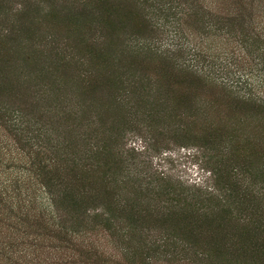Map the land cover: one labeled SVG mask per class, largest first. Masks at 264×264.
Listing matches in <instances>:
<instances>
[{
	"label": "rangeland",
	"instance_id": "obj_1",
	"mask_svg": "<svg viewBox=\"0 0 264 264\" xmlns=\"http://www.w3.org/2000/svg\"><path fill=\"white\" fill-rule=\"evenodd\" d=\"M71 1L65 0L64 6H70ZM37 2L0 0V29L23 19L17 28L36 47L32 56H26L9 50L14 42H0V104L24 116L29 125L35 123L28 129H39L43 136L51 137L50 144L72 141L83 150L85 144L89 148L92 144L106 147L107 139L110 143L113 140L128 150L132 172H155L164 182L177 183L182 189L201 186L212 170L218 173L217 183L224 185L232 183L242 164L264 167V115L191 81L161 56L142 53L140 44L157 38L152 17L138 16L133 25L121 26L110 13L106 15V0H90L79 20L62 22L57 18V0ZM15 3L25 6V11L19 12ZM108 3L128 8L135 0ZM106 19L115 25L107 26ZM48 35L59 44L55 50L58 57L49 51ZM165 42L167 38L157 45ZM136 81L147 83L149 91L136 89L128 95L132 88L127 82ZM3 120L0 114V264H33L34 257L39 264L42 259L56 261L60 257L63 262L73 251L82 264H143L141 258L130 263L125 251L109 257L115 245L108 238L92 235L89 243H80L72 236L51 231L37 214L41 211L39 191L35 209H28L25 191L32 194L33 189L28 190L23 181L27 165L19 151L26 152L28 147L22 140L19 149L14 145V123ZM208 146L213 148L210 153L202 149ZM37 157L38 167L42 166L44 155ZM76 180L82 181L79 176ZM90 180L95 189L98 179ZM106 187L96 189V199L106 202L112 198L116 189ZM4 190L10 198L4 196ZM19 198L21 203L16 202ZM153 203L158 201L145 199L140 206ZM260 206L255 195L245 197L241 204L244 212ZM81 227L80 223L74 230L80 233ZM146 227L148 237L160 228L151 223ZM210 227L214 244L212 239L205 243L208 245L195 247L197 254L215 255L218 247L221 253L234 254L239 247L237 238L226 235L232 234L229 230L221 234L213 224ZM140 235L133 231L126 247H137ZM195 235L192 232L190 241ZM117 240L125 243L124 239Z\"/></svg>",
	"mask_w": 264,
	"mask_h": 264
},
{
	"label": "trees",
	"instance_id": "obj_2",
	"mask_svg": "<svg viewBox=\"0 0 264 264\" xmlns=\"http://www.w3.org/2000/svg\"><path fill=\"white\" fill-rule=\"evenodd\" d=\"M37 1L25 0L27 4ZM89 1L72 0L65 7V0H57L60 14L57 13V18L62 22L79 20L87 12ZM108 1L106 15L109 17L110 13L121 26L133 25L138 16L154 19L157 38L141 43L138 49L142 53L161 56L191 81L218 90L236 104L264 115V0H135L134 6L128 8L110 5ZM15 4L19 12L25 11V6ZM22 20L0 29V42L10 40L14 44L9 50L32 56L36 47L17 28ZM113 24L112 19H106L107 26ZM53 37H46L50 39L48 47L58 57L59 44ZM166 38L167 43L157 45ZM127 85L134 90H128V95L136 89H150L147 83L139 81ZM7 106L0 104V114L4 123H14L13 130L17 133L13 134L14 145L18 148L22 140L28 147L26 152L18 148L27 165L23 181L27 182L28 190L33 189L32 194L25 191L26 202L30 203L28 209H35L39 201L35 194L39 191L41 211L37 214L51 231L72 236L80 243H89L87 240L92 235L108 238L115 245L111 246L109 257L114 258L117 251L121 256L125 251L130 263L141 258L143 264H264V167L242 164L231 180L234 185L217 183L218 173L212 170L201 186L182 189L177 183L164 182L155 172L141 169L132 172L128 150L113 140L110 143L107 139L106 147L92 144L89 148L85 144L84 150L77 149L72 141L50 144L51 137L43 136L39 129H28L35 123L29 125L24 116L9 112ZM202 149L213 151L209 146ZM221 153L225 154L226 150ZM40 155L44 157L42 166L38 167ZM104 168L106 172H102ZM77 176L82 181L77 182ZM241 176L243 179L239 180ZM91 178L99 181L95 189ZM104 184L116 189L106 202L96 199L99 194L96 189ZM127 186L131 187L130 191ZM3 194L11 197L5 190ZM251 194L258 197L261 206L244 212L241 204L245 197L253 198ZM151 198L158 203L140 206L143 200ZM16 202L22 201L19 198ZM80 223L83 230L78 233L74 229ZM148 223L159 225L158 233L148 237ZM210 224L217 232L223 234L229 230L232 234H224L237 238L239 247L234 254L221 253L220 247L215 255L197 254L195 247L208 245L205 243H211L212 239L214 244ZM181 225L186 227L183 229ZM133 231L141 234L137 247H126L131 243ZM192 232L196 235L190 241ZM117 238L125 243L121 244ZM61 261V257L56 261L42 259L41 264L83 263L75 258L74 251ZM33 264H39L36 257Z\"/></svg>",
	"mask_w": 264,
	"mask_h": 264
}]
</instances>
